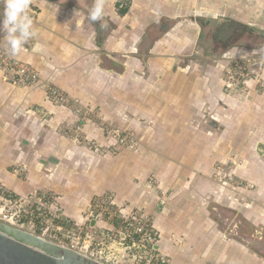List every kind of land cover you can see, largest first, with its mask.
Listing matches in <instances>:
<instances>
[{
    "label": "crops",
    "instance_id": "crops-1",
    "mask_svg": "<svg viewBox=\"0 0 264 264\" xmlns=\"http://www.w3.org/2000/svg\"><path fill=\"white\" fill-rule=\"evenodd\" d=\"M94 4L30 0L37 35L15 58L70 101L56 104L44 88L17 86L0 67V181L19 194L54 191L78 223L87 221L97 195L111 191L117 205L153 214L172 264H264L220 219L229 209L264 230V157L256 148L264 123L251 110L255 90L224 89L220 62H185L200 20L243 22L232 13L239 3L104 0L103 29L88 19ZM2 13L0 4V22ZM5 37L0 31V45ZM79 107L103 118L79 116ZM105 123L135 129L140 148L106 137ZM81 124L85 136L77 139ZM236 177L246 183L239 192Z\"/></svg>",
    "mask_w": 264,
    "mask_h": 264
},
{
    "label": "built area",
    "instance_id": "built-area-1",
    "mask_svg": "<svg viewBox=\"0 0 264 264\" xmlns=\"http://www.w3.org/2000/svg\"><path fill=\"white\" fill-rule=\"evenodd\" d=\"M0 67L7 81L17 86H39L45 89L50 101L69 104V95L60 87L30 64L10 55L7 41L0 45ZM81 110H76L79 116ZM79 129L78 125L74 130L77 139H80ZM121 131L114 130L112 138L118 144L124 142ZM94 220L107 225L92 224ZM0 222L72 248L105 264H128L129 260L135 264H172L171 258L160 250V233L153 214L141 208L119 206L111 193L97 195L87 221L78 223L65 213L58 195L40 189L19 194L0 181Z\"/></svg>",
    "mask_w": 264,
    "mask_h": 264
},
{
    "label": "rangeland",
    "instance_id": "rangeland-1",
    "mask_svg": "<svg viewBox=\"0 0 264 264\" xmlns=\"http://www.w3.org/2000/svg\"><path fill=\"white\" fill-rule=\"evenodd\" d=\"M237 3L239 4H237L235 10H232V13H235L236 17L240 20L242 19L243 22L245 21V23L247 22V24H251V26L255 29V33H261V35L253 34L251 36L245 34L242 37L241 41L236 43L235 46L228 47L227 49H224L223 52L220 50V52L218 51L214 53V43H212L211 40L207 39L208 30L200 31L201 33L199 35L197 31L195 34V39H192L194 44L193 48L190 50L188 48L185 62H200L201 64H204L206 66L214 63L218 64V62H220L219 67H216V69L219 70V72H217V76L220 77L219 83L221 84V86H224V89L246 90L249 89V87L251 88L252 86V89L255 90V93L254 100H252L253 109L251 110L253 112L254 119L256 118L258 120V125L261 126V123H264V108L259 109L258 105H260V103L262 105V102L264 101V0H237ZM251 9L253 11H251ZM217 20L218 18L216 20L207 22L213 25ZM85 111L86 110H81V115L88 116L89 114H87ZM87 112L90 114L99 115L103 118L101 111H95L93 109L91 111L88 110ZM84 126L85 125L81 124L80 129L77 130L79 136H85ZM101 126L104 130L105 136L110 138L111 140H113L112 138H114V130L121 129L124 142L119 145H121L122 147L131 149L140 148L142 143L139 138L138 132L129 125L123 127L115 123H105ZM70 130L72 129H69V131ZM258 134L259 136H257L256 138L257 144L261 141L264 142V130L262 132L259 131ZM113 141L118 144L115 140ZM87 144L89 145V147H93V149L100 147L94 144V142L92 141H88ZM107 149H111V146ZM262 156L264 157V155ZM242 184H246L245 181L243 179H240L239 177H236L234 180V185L238 188L237 192H239V187H241ZM258 186L259 185L255 184L254 189H260V187L258 188ZM47 191H49L53 195H57L54 191ZM105 193H111V195H113V199L115 198L113 192L107 191ZM239 200L243 201L241 197ZM220 214V219L223 226L222 228H226L232 235L238 236V238L243 239V241L250 244L251 246H253V248L259 250L260 252H262V254H264V230L261 228V226L255 225V229L256 232L261 233L260 235H262L263 238L256 237L259 236L257 234L256 236H246L245 234H243V232H241L240 229H249V225L242 217L237 215L235 212L232 213L229 209H221ZM128 264L135 263L129 260Z\"/></svg>",
    "mask_w": 264,
    "mask_h": 264
},
{
    "label": "water",
    "instance_id": "water-1",
    "mask_svg": "<svg viewBox=\"0 0 264 264\" xmlns=\"http://www.w3.org/2000/svg\"><path fill=\"white\" fill-rule=\"evenodd\" d=\"M199 19V18H198ZM209 19H205L207 22ZM201 22V20H200ZM204 23V22H203ZM165 23L162 28H165ZM213 30L214 39H229L227 45L237 42L230 40L235 35L259 34L251 24L235 19L220 17ZM257 150L264 155V142L257 144ZM249 230L255 227L248 221ZM95 224V220L92 222ZM257 232V235H260ZM0 264H105L72 248L48 241L34 233L0 222Z\"/></svg>",
    "mask_w": 264,
    "mask_h": 264
},
{
    "label": "clouds",
    "instance_id": "clouds-1",
    "mask_svg": "<svg viewBox=\"0 0 264 264\" xmlns=\"http://www.w3.org/2000/svg\"><path fill=\"white\" fill-rule=\"evenodd\" d=\"M3 5V19L0 22V31L6 33V41L10 55L17 56L23 46L37 35L33 19L28 14L30 0H0ZM104 0H95L89 12L91 22L100 21V28L106 27L104 22Z\"/></svg>",
    "mask_w": 264,
    "mask_h": 264
},
{
    "label": "flooded vegetation",
    "instance_id": "flooded-vegetation-1",
    "mask_svg": "<svg viewBox=\"0 0 264 264\" xmlns=\"http://www.w3.org/2000/svg\"><path fill=\"white\" fill-rule=\"evenodd\" d=\"M207 21H212V20H207ZM204 22V23H203ZM210 23H208V22H206L205 21V19H201V30H205V31H207L208 30V32H207V34H208V38L207 39H209V40H211L212 41V43H214V53H216V52H220V50L223 52V50L224 49H227L228 47H231V46H235L236 44H233V45H227V42L229 41V39H226V40H223V39H221V38H217V39H214V37H213V30H214V28H215V24H210ZM245 34H242V35H235L234 37H232L230 40H232V41H235V42H240L241 41V39H242V37L244 36ZM207 37V36H206ZM210 37V38H209ZM251 37V36H250ZM241 230V232H243V234H245L246 236L247 235H254V236H256V234H257V232H256V229H254L253 231H251V230H249V229H240ZM263 234V233H262ZM238 237V236H237ZM256 237H259V238H263L262 237V235H259V236H256Z\"/></svg>",
    "mask_w": 264,
    "mask_h": 264
},
{
    "label": "trees",
    "instance_id": "trees-1",
    "mask_svg": "<svg viewBox=\"0 0 264 264\" xmlns=\"http://www.w3.org/2000/svg\"><path fill=\"white\" fill-rule=\"evenodd\" d=\"M258 252L262 254V252H260L259 250H258ZM263 255H264V254H263Z\"/></svg>",
    "mask_w": 264,
    "mask_h": 264
}]
</instances>
